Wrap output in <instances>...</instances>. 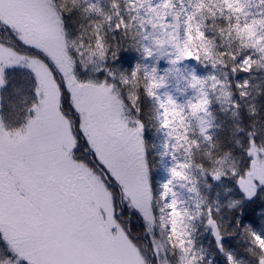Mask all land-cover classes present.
<instances>
[{"label":"rangeland","instance_id":"obj_1","mask_svg":"<svg viewBox=\"0 0 264 264\" xmlns=\"http://www.w3.org/2000/svg\"><path fill=\"white\" fill-rule=\"evenodd\" d=\"M30 1L0 0V15L7 26H19L24 42L41 50L54 70L44 61L30 64L37 76L38 103L36 117L29 124L25 138L17 141L0 124V237L5 243L1 241L2 246L17 252L24 264H61L63 261L145 264L141 251L121 229L117 228L116 232L109 229L117 226L108 214V206L103 205V213L100 211L102 205L97 197L85 199L88 212L83 215L87 216L89 226L84 234L75 235L77 241L72 247L65 242L64 230L61 237L41 235L42 229L52 226L64 215L50 203L55 191L48 187L52 184L47 185L49 177L56 171L62 176L77 171L75 167L67 168L76 142L68 119H72L71 115L66 118L60 113L61 89L56 77L62 79L67 89L65 92L79 115L76 122L83 134L91 112L86 103L91 95L104 92L80 81L72 71L75 64L81 72L88 64L94 71L103 66L106 47L114 33L111 7L117 21L124 26L122 0H112L111 4L108 0H61V4L75 7L77 19L82 22L81 27L71 31L60 20L57 12L60 6L55 1ZM136 1L143 23L141 53L144 58L140 67L146 85L141 90L145 95L154 91L151 94L159 113L148 135L139 133L129 116L123 115L121 127L142 148L139 156L154 160L153 172L147 176L151 179L149 184L144 180L148 171L143 170L140 185L148 189L137 206L142 224L152 232L151 243L157 250L152 261L154 264H253L244 257L237 258L235 254L239 250L234 244L246 242L247 248L253 251L256 246L264 256V117L256 123V142L246 147L247 164L241 165L243 171L236 185L227 188L218 185L210 192L200 191L190 163L179 148L180 137L185 132L196 150L202 151L203 159L213 165V172L222 173L227 168L234 174L230 157L211 159L209 156L206 146L214 127L211 108L215 104L224 114L236 113L237 99L231 86L250 101L264 86V0L214 1L231 15L232 38L242 54L237 64L241 73L236 74L232 83L219 61L218 45L207 33L203 0ZM23 3L32 7L28 9ZM19 59L15 50L0 43V67L16 64ZM112 62L118 63L116 59ZM131 66L117 64L112 71L122 84L123 96L113 90L107 95L116 102L124 98L129 105H134L137 96L134 74L138 65ZM3 77L0 74V89ZM61 101L68 115L69 105L64 97ZM75 166L87 174V167ZM97 186L105 191L101 183ZM205 201L203 216L198 204ZM246 202L253 207L252 219L248 217L250 209L243 210L242 216L225 212V209L239 210ZM149 261L147 264L152 263Z\"/></svg>","mask_w":264,"mask_h":264},{"label":"trees","instance_id":"obj_2","mask_svg":"<svg viewBox=\"0 0 264 264\" xmlns=\"http://www.w3.org/2000/svg\"><path fill=\"white\" fill-rule=\"evenodd\" d=\"M53 1L60 6L57 12L67 30H75L82 26V22L77 19V10L74 9L75 7L72 4H61V0ZM214 1L215 0H203L202 13L204 14L207 33L218 45L219 61L222 62L223 70L228 75L230 83H232L236 74L239 75L241 73L237 64L242 54L236 46L235 38H232L234 32L232 30L231 15L228 11H225L220 4ZM108 2L111 4L112 0H108ZM120 7L123 13L121 17L123 19L124 28L117 21L115 11L111 7L114 33L113 40H111L110 44L106 47V68L98 74L80 73L78 69L75 70L77 79L92 83L97 87L114 90L118 92V94L122 91L120 81L116 78L108 77L107 74V68L114 66L115 64L113 63H116L112 61L116 59L118 63L131 67L133 63L143 62L144 58L141 53V46L143 44V23L140 16L141 8L136 0H122ZM23 37L22 33L19 32L16 27L7 26L0 15V43L12 48L20 55V59L16 64L0 67V74L4 76L3 86L0 89V124L3 129L5 128L10 132V136H15L17 141L25 138V134H27L29 130V124H31L34 117H36L35 113L38 103V93L36 92L38 90V81L30 65L31 62L36 63L39 60L41 62L44 61L54 70L51 66L52 64L48 62L49 60L44 57L45 54L42 53L41 50L27 45ZM1 61L2 63L6 62V60ZM53 73L56 76V72L53 71ZM56 80L61 89L60 98L64 97L66 100L65 102L69 105L67 117L70 115L72 117V119H68L71 124V133H73L72 135L76 142L74 147V150H76V148L81 147L80 142L83 139V134L79 129L78 122H76L78 120V114L69 102L70 97L68 93L65 92V88L61 82L62 80L57 77ZM135 84L137 85L136 106L129 108V114L131 117L136 118L137 125L141 129V132L148 135L150 131H153V124L157 118L156 102L152 98L153 95L151 91L148 95H145L141 90V87L146 85L145 78H142L141 73H138V75L136 74ZM231 89L237 99L236 113L228 112L224 114L213 104L211 113L214 117V127L210 136V142H208L206 147L208 148L211 159L230 157L235 170L234 174L227 168H225L222 173L213 172V165L209 163L207 159H203L202 151L200 149L196 150V147L192 145L191 139L189 140L188 136L184 134L185 132H183L182 137H180L181 144L179 150L184 154L185 159L189 161L190 167L195 175L196 184L199 187L198 189L202 192H210L218 185L223 186V188L236 185L237 178L242 175L241 172L243 170L241 169V165H243V163L244 165L247 164L246 147L248 144L256 142V123L259 119L264 117L262 113L264 109V86L258 89L255 98L252 99L253 102L252 100H245L235 87L231 86ZM61 107V111L64 113V105L61 104ZM82 157L81 159L85 161L89 170H93L91 167L92 161H90L89 157ZM78 158L80 159V157ZM146 162L148 167L153 164L152 160L150 161V157L146 159ZM150 172L152 174L153 171L151 170ZM198 205H200V210L204 216V208L207 206L206 201ZM252 208L250 203L248 204V202H246L239 210H236V208L231 211L225 209V212L232 216L239 214L242 216L241 213L243 210L247 209L248 211L250 209L248 217L252 219ZM138 226L139 228L136 226L138 232L134 230V234L132 233L131 236L139 234L142 238H145L148 228L144 224ZM120 228L122 231H126V226L123 225V223L120 224ZM142 238L132 237V242L136 247H140L139 249L143 252L142 255H144L145 262L147 263L148 254L152 252L153 247L151 243H148L147 237L145 238L147 242L145 240L143 241ZM1 241L0 237V264H24L22 260H19L20 258L17 252L9 250L8 247L4 248L5 245L2 246L3 244ZM231 242L233 243L234 239H232ZM234 246L238 247L237 249L239 250V252L237 251L235 254L237 258L244 257L245 260L249 262L252 261L253 264H259L260 261H264L261 250L256 246L253 245V251L246 247V242H242L238 245L234 244Z\"/></svg>","mask_w":264,"mask_h":264},{"label":"flooded vegetation","instance_id":"obj_3","mask_svg":"<svg viewBox=\"0 0 264 264\" xmlns=\"http://www.w3.org/2000/svg\"><path fill=\"white\" fill-rule=\"evenodd\" d=\"M77 88H80V85ZM103 92L88 96L86 107L91 112L89 117L87 115L86 128L80 142L81 149L78 147L71 153V160L68 163L70 166H67V168L75 167L77 171L67 174L66 170V176L56 171L50 176L51 188L55 191L50 203H54L55 209L59 212L63 211L64 215L52 226L42 229L41 235L61 237L64 230L67 232L64 236L65 242H69L71 247L77 241L75 235L79 237L84 234L89 226L88 221L86 222L87 216L83 215L88 212L84 205L87 196L92 200L97 197L102 205V213L103 205L108 206L110 218L126 226L124 232L126 235H131L136 230V226L143 223L137 206L142 196L145 197L148 188L145 190L140 185L143 180V170L146 169L142 167L143 156H139L141 147L138 146L133 135L122 131L124 130V127H121L123 115L128 116L126 101L119 98L120 101L116 102V99L108 96L111 93L109 90ZM82 156H87L92 161V172L85 174L86 171H79L81 167L75 166V164L86 166L81 159ZM148 174L149 172H146L143 175L144 180L146 179L149 184L151 179L147 178ZM100 183L105 187V191L97 186ZM56 204L60 206L57 207ZM91 215L97 216L93 213ZM131 225L132 230L128 228ZM146 233L148 243L152 242L150 234L152 232L147 230ZM132 237L142 238L139 234ZM145 238L142 240L144 241ZM156 252L157 250L154 251ZM148 257L154 261L151 254H148ZM61 264L69 263L63 261Z\"/></svg>","mask_w":264,"mask_h":264}]
</instances>
